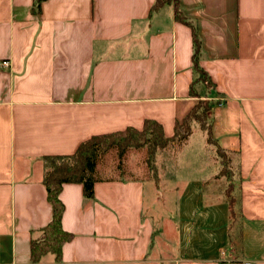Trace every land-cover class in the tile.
I'll list each match as a JSON object with an SVG mask.
<instances>
[{
  "label": "crops",
  "instance_id": "obj_1",
  "mask_svg": "<svg viewBox=\"0 0 264 264\" xmlns=\"http://www.w3.org/2000/svg\"><path fill=\"white\" fill-rule=\"evenodd\" d=\"M155 1L0 0V264H32L52 218L46 157L146 121L170 138L197 103L192 31L173 2L217 95L194 92L221 102L214 143L193 122L166 178H95L90 199L62 185L72 238L36 264H264V0Z\"/></svg>",
  "mask_w": 264,
  "mask_h": 264
},
{
  "label": "trees",
  "instance_id": "obj_2",
  "mask_svg": "<svg viewBox=\"0 0 264 264\" xmlns=\"http://www.w3.org/2000/svg\"><path fill=\"white\" fill-rule=\"evenodd\" d=\"M36 3H38V1H36ZM169 3H171L170 0H156L152 9H158ZM173 4L174 17L176 20L188 25L192 31V64L193 71L196 74V80L190 86V95L198 98L197 103L182 122L175 124L174 134L170 138H165L163 136L160 125L155 122L146 121L140 131L133 128H127L121 132L93 136L89 140L81 143L73 155L46 157L44 160L46 162L47 171L44 177V185L47 192L48 202L52 207V218L42 229L40 238L33 240L30 243L29 258L32 264L38 263L40 258L47 253L54 254L56 261L60 260L61 247L64 243L71 240L72 235L65 232L61 227V217L64 207L59 200V192L64 184L78 183L83 186L84 197L88 199L92 198V188L95 180V152L97 149H106L114 143H117L119 146L126 145L129 143L131 139L130 137L134 135L139 136L142 140L148 135H151L152 140L154 141H156V139L160 141L163 138L164 143L174 140L180 142L190 136L191 125L193 122L197 123L200 129L206 132L208 143H214L211 136L210 126L207 124V115L212 105H218L221 102L216 101L211 103L207 97L201 99L199 96H196V93L194 92V85L196 83H201L208 91V94L212 95L211 97L217 95L214 92L215 86L211 79L199 66L201 45L196 29L182 16L178 4L176 2H173ZM216 151L225 154L218 147ZM227 163L228 158L226 157L224 165Z\"/></svg>",
  "mask_w": 264,
  "mask_h": 264
},
{
  "label": "rangeland",
  "instance_id": "obj_3",
  "mask_svg": "<svg viewBox=\"0 0 264 264\" xmlns=\"http://www.w3.org/2000/svg\"><path fill=\"white\" fill-rule=\"evenodd\" d=\"M210 102L214 101L210 100ZM130 138L126 145L119 146L114 143L106 149H97L95 178L158 181L171 173L179 145L177 140L164 143L163 138L154 141L151 135L143 140L137 135ZM216 155L223 164V174L229 175L227 164L224 165L227 155L217 151Z\"/></svg>",
  "mask_w": 264,
  "mask_h": 264
},
{
  "label": "built area",
  "instance_id": "obj_4",
  "mask_svg": "<svg viewBox=\"0 0 264 264\" xmlns=\"http://www.w3.org/2000/svg\"><path fill=\"white\" fill-rule=\"evenodd\" d=\"M9 67H10V63L8 60H1L0 61V70L8 69ZM221 264H235V263L230 262V261H223ZM244 264H249V263H244Z\"/></svg>",
  "mask_w": 264,
  "mask_h": 264
}]
</instances>
